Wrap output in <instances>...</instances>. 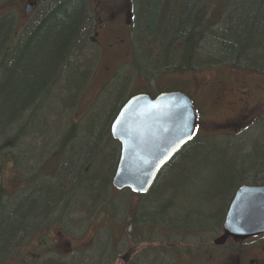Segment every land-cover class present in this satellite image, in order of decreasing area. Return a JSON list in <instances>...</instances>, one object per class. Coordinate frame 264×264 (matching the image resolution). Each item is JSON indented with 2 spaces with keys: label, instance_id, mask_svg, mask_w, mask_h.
Instances as JSON below:
<instances>
[{
  "label": "rangeland",
  "instance_id": "obj_1",
  "mask_svg": "<svg viewBox=\"0 0 264 264\" xmlns=\"http://www.w3.org/2000/svg\"><path fill=\"white\" fill-rule=\"evenodd\" d=\"M50 1L52 0H20L18 5H14L13 12L16 15L17 31L23 32L31 22L33 23V20L41 15L43 7L48 6ZM116 1L92 0V6H95L96 21L99 18L113 17V19L106 27L98 29L100 35L98 44L95 46L99 50L100 56L96 66L87 75L89 82L80 94L79 104L74 101L71 108L65 113L62 112L60 104L54 103L56 109L51 111L48 117L44 116L48 109L43 108L40 115L45 119V126H49L47 134L50 137L47 139V144L50 143L51 138L58 137V135L61 142L70 139L73 132L72 130L68 131L67 127L71 125L77 129L81 126L77 132L78 137H86L85 130L96 131V135L101 137V142L97 144V147L81 145L78 148L80 142H76L73 150L74 154L76 150L82 149L83 151L84 149L88 153V157L95 158V167L89 174L94 179L97 178L95 190L91 191L89 188L92 180L86 181L85 179V184L75 195L77 197L75 207L77 206L81 211L88 209L83 216L80 214H72L69 218L67 217L69 214L63 216L65 228L68 229L69 234L62 229L61 225L53 226L45 233H38L28 239L27 247L21 251V254H14L16 257L13 256L5 264H27L29 259L33 263L35 258L45 256L46 249L54 242L57 244L56 248H53L54 254H64L65 251L78 254L67 263L75 264L77 261H81V264H94L97 262L99 252L103 249L102 247L97 249L98 244L106 243L109 233L116 238H120L121 235L124 237L119 247V251L122 252L118 254L115 264H127L131 258L144 250H146L147 259L151 258L152 261L160 259L156 264H221V262L232 264L230 259L232 254L241 256L242 261L248 263L252 258V252H248L244 246H234L229 243L222 248L214 245V241L221 236L222 226L219 230L215 229L217 226L212 220L211 222L204 220L193 222L191 226L195 230L185 231V234L178 230L173 233L168 231L170 237L165 240L152 237L156 242L155 246H147L143 240H149L148 237L153 235L154 231L135 233L134 224L131 221L134 216L133 211L142 203L144 204L143 200L141 201L136 196L131 197L132 195L127 191L118 195V191L111 189L117 151L115 145L110 147L107 145L108 139H111L107 132L123 103L135 94L144 92L156 95L159 91L170 88H178L187 92L194 98L198 111L200 110L202 113V118L198 123V132L195 134L196 139L213 143L191 148L186 159L179 161L176 168L161 177L157 192L151 196L148 195L144 206L150 218L155 221H163L166 211L163 201L165 204L168 202L169 205L176 201L174 206L177 208L169 212L167 218L173 217L171 213L177 217L173 218L172 224L169 225H180L179 223L185 219V211H199L202 214L205 213L204 216H207V220L210 215L215 216V219L218 220L221 214L227 212V202L237 191L235 187L243 179L241 175L246 171L244 169L254 164L260 166L263 162L261 157L264 156V77L227 66L204 68L194 73H163L164 66L156 65L146 54L148 51L145 40L146 29L148 24L152 23L151 20L147 16L141 17V7L134 4L135 0H118L121 4L118 3L115 6ZM138 1L141 2V0H136V2ZM30 2H36V7L38 5V9L39 7L40 9L35 13V7L31 15L27 16L25 9ZM112 2V8L102 9L105 5L111 6ZM94 23L92 20L90 31L86 27L91 36L92 30L94 31ZM7 26L10 33V23H3V27ZM83 47L84 45L80 43L77 51L78 54H82L81 62L84 59L95 57L94 53L84 50ZM202 61L201 64H207L205 60ZM72 78L70 86L72 84L73 86L79 85V87L83 85V80L76 79L75 75ZM216 86L223 88L226 92H235L234 88L236 87L249 91L252 111L236 123L220 125L225 119L233 116L241 106L239 104L229 109L227 102L224 101L220 105H211L208 110L205 109L202 98L204 95L198 93L206 94L208 89ZM204 111L206 112L204 113ZM81 120L83 121L81 122ZM35 135L37 134L35 133ZM28 141L29 139L24 143ZM103 148L107 150L104 154L107 159L106 163L100 164L98 160L100 161V150ZM42 156L43 159L48 160L49 164L47 163L45 168L49 174L58 161L63 160L64 162L67 159L65 149L64 154L61 150H49ZM43 161L45 162V160ZM35 164L37 163L33 161L32 166L29 167L30 172H34V175L37 173V170H33L36 167ZM79 168L75 172H78ZM25 174L27 175L28 172L23 175L25 176ZM100 176L103 178L101 179ZM109 176L112 178L110 186L106 188L102 180L107 182ZM251 177L246 178L245 181L255 180ZM54 179L57 180V177L52 179L42 177L36 183H32L29 190L34 191L33 189L39 183L56 184ZM257 180L264 181V175H259ZM25 187L14 158L7 155L0 167V193L15 194L24 190ZM212 191L217 196L212 201V205L195 202L198 199L204 200L208 194H212ZM102 195L103 197L98 203L91 204V201H96L95 199ZM106 208L117 210L121 218L129 215L121 233H119L118 219L114 221L108 214L106 215L104 212ZM128 208L129 211L126 214L125 209ZM189 218L191 221H195L189 216L186 219ZM182 225L184 226V224ZM204 227H211L216 232L210 228L208 231H202ZM197 229L201 230L196 231ZM141 239L143 240L141 241ZM94 242L98 243H95L96 245L91 248ZM241 250L244 252L242 253ZM171 254H175L176 257L170 256L169 258Z\"/></svg>",
  "mask_w": 264,
  "mask_h": 264
},
{
  "label": "trees",
  "instance_id": "obj_2",
  "mask_svg": "<svg viewBox=\"0 0 264 264\" xmlns=\"http://www.w3.org/2000/svg\"><path fill=\"white\" fill-rule=\"evenodd\" d=\"M19 1L8 0L6 6L13 8L14 5L19 4ZM134 2L141 7V17L147 16L152 22L148 24L146 29L145 40L148 48L146 54L156 65L165 67L163 73H194L204 68L234 66L237 70L264 77V0H141V2L135 0ZM75 4H77V0H60L54 6L45 8L41 13L44 14L41 15L42 19H37V17L33 20V23L31 22L22 33L23 40L17 43L15 47L12 46L10 51L8 39L11 33H9L8 26L3 27V23L9 22L10 32L12 29L16 31L17 20L12 13L13 10L5 15L3 8L6 6L0 8V17H4L0 22V145H2L0 151L3 150L8 153L13 144L17 142L18 137L25 133L27 126L31 127L27 129L30 131H37L41 128L42 131L48 132L49 126H45V119L40 117L43 108L55 107L54 103L60 104V108L63 110L68 111V108H71L79 85L73 86L72 84L70 86V79H73L74 75L77 79L79 75L73 70L77 69L76 67L68 66L67 58L73 54L77 55L75 52L86 25L82 13L68 11ZM202 60H205L207 64H201ZM173 91L187 94L182 89L170 88L159 91L156 95ZM51 111L49 109V112ZM33 114L35 117L29 123L30 116ZM111 125L107 134L112 140L109 138L107 145L109 147L115 145L117 151L113 176L120 157V145L111 135ZM80 127L77 129L73 125L70 126L73 134H77ZM84 134L89 137V140L87 139L88 146L97 147V144L101 142V137L96 135V131L85 130ZM210 142L213 143L212 141L194 138L163 170L149 194L136 196L129 191L127 193H130L131 197L136 196L141 201L143 200L145 204L148 195L151 196L157 192L161 177L169 173L171 169L176 168L179 161L186 159L191 148H197L203 144L208 145ZM3 144L8 146L7 150ZM80 147L81 145L78 148ZM100 151V161L98 160V162L104 164L107 159L104 154L107 150L103 148ZM87 154L84 149L83 151L82 149L76 150L74 156H78L79 160L74 164H69V168L66 169L67 171L70 169L68 172L66 171L65 179L67 180H64L63 183L48 184V190L38 194L36 188L34 191H26L20 199L16 200L18 202L15 201L12 205H7V208H0V261L10 259L15 254L12 252L15 247L23 246L24 243L29 242L28 239L38 233L47 232L53 226L61 225L62 229L68 233L63 220L64 215L69 214L68 218L72 214L85 215L84 213L88 208L81 211L77 206L75 207V199L77 198L75 195L85 184V179L86 181L92 180L89 184L91 191L95 190L97 180V178L94 179L89 175L92 168L95 167V158L88 157ZM261 159L263 162L260 166L254 164L244 169L246 171L241 175L243 179L236 184V189L239 185L264 184V181L257 180L259 175H264V156ZM78 167H80L79 171L75 172ZM112 176H109L107 182L102 180L106 188L110 186ZM46 177L53 178L55 175ZM249 177L255 180L251 182L246 180V182L245 179ZM100 178L102 179L103 176ZM32 181L33 179L30 181L22 179V182L27 186L32 185ZM123 192L118 191V195L123 194ZM1 193L3 194V192ZM3 195L9 199L16 198L15 194ZM102 197L103 195L95 199L96 201H91V204L95 205ZM215 198L217 196L212 191V194H208L204 200L198 199L195 202L212 205ZM232 198L227 202V209ZM163 203L166 210L163 221H155V219L150 218L143 203L133 211L134 216L131 221H133L135 233L154 231V234L148 237L149 240L141 239L149 247L156 244L152 237L162 240L169 238L170 233L168 231L173 233L178 230L185 234V231L195 230L191 224L196 221L211 222L212 220L217 226L215 229L219 230L226 214V212L221 214L218 220L215 219V216L210 215L207 220V216H204L205 213L185 211V219L179 223L180 225H169L172 224L173 218L177 217L171 213L173 217L167 218V214L177 208L174 206L176 201L172 205H169L168 202L165 204L164 201ZM128 211L129 208L125 209L126 214ZM104 212L114 221L118 219L119 233H121L129 215L123 219L115 209L106 208ZM160 216L163 215L160 214ZM188 216L194 218L195 221H191L190 218L186 219ZM204 228L202 231H208V228L212 230L211 227ZM215 229L212 231L216 232ZM199 230L201 229L196 231ZM123 238L122 235L120 238H116L109 233L107 242L98 244L97 249L99 247L103 249L99 252L97 262L94 264H115L118 260V254L122 252L119 251V247ZM95 243L91 245V248L98 242ZM203 244L206 243L203 242ZM55 246H57L56 242L48 246L45 256L35 258L33 263L70 264L67 262L78 255L70 251H65L64 254H54L53 248H56ZM145 251L131 258L127 264H156L157 260H160L159 258L154 261L151 258L147 259ZM170 256L176 257L175 254L169 255V258ZM75 264H81V261H77Z\"/></svg>",
  "mask_w": 264,
  "mask_h": 264
},
{
  "label": "water",
  "instance_id": "obj_3",
  "mask_svg": "<svg viewBox=\"0 0 264 264\" xmlns=\"http://www.w3.org/2000/svg\"><path fill=\"white\" fill-rule=\"evenodd\" d=\"M33 5L28 6L27 15ZM196 114L191 99L181 92L156 97L138 94L120 109L110 132L120 145L112 186L119 192L147 195L160 174L193 139ZM264 235V184L243 185L228 208L223 232L214 241H246Z\"/></svg>",
  "mask_w": 264,
  "mask_h": 264
},
{
  "label": "bare ground",
  "instance_id": "obj_4",
  "mask_svg": "<svg viewBox=\"0 0 264 264\" xmlns=\"http://www.w3.org/2000/svg\"><path fill=\"white\" fill-rule=\"evenodd\" d=\"M60 0H52L50 1V4L46 7H43V10L45 8L48 7H52L54 6V4L56 2H59ZM8 0H0V8L2 9L3 6L7 5ZM120 2V1H119ZM32 4L33 8L32 11L30 12L29 15H27V10H28V6ZM100 4H102L100 2ZM121 4V3H119ZM134 4L136 5V3L134 2ZM103 5V4H102ZM108 5H105L104 7H107ZM36 7V2H30L26 9H25V15L30 16L31 13L34 11ZM109 7V6H108ZM5 8V9H4ZM3 8V12L5 13V15L8 12H11L12 10L14 11V8L11 7H4ZM38 8V6H37ZM35 9V11H39V9ZM12 11V13L14 14V12ZM68 11L71 12H80L83 15V19H84V23H86L85 25V29L83 30L80 40H79V44H78V49H76V52L74 50V52L77 55H70L69 58H67V61L69 65H72L74 67H76L77 69H73L75 72H77L76 74H78V80H83V85L82 86H78L77 89V93L74 96V101L77 100L78 104L80 102V94L82 93L83 89L85 88L86 84L89 82V76H87L89 74V72H91V69L96 66V62L98 61V58L100 56L99 50L96 48L95 45L98 44V37L100 35L98 29H101V23H100V19L98 21H96L95 19V6H92V0H77V4L73 5L72 7H70L68 9ZM56 13V12H54ZM44 15V14H41ZM41 15L38 16L37 19H42ZM14 16H16L14 14ZM4 19V17H0V22ZM113 19V18H112ZM111 19V20H112ZM94 20V31L92 30L93 34L92 36L90 35V33H88L87 28H89V31L91 30V21ZM43 22H45L43 20ZM17 24V23H16ZM30 29V28H29ZM28 29V30H29ZM17 31V30H16ZM13 29L11 30V34L9 36L8 42H9V51L11 50L10 48L15 47L17 45V43H20L23 40V32H16ZM28 32V31H27ZM26 32V33H27ZM26 35V34H25ZM24 35V36H25ZM91 36V37H90ZM11 42V43H10ZM80 43L84 45V50L92 52L95 54V57L91 59H84L82 62L80 61L81 59V55L82 54H78V50L80 47ZM227 67H232V66H227ZM165 68V67H164ZM232 68L235 69V67L233 66ZM165 70V69H164ZM164 72V71H163ZM138 94V93H137ZM136 95V94H135ZM50 110L56 109L55 107H49ZM49 109L47 110V112L45 113V117L49 116L51 112H49ZM63 109V108H62ZM69 110V108H68ZM62 112H67V110H62ZM61 112V115H62ZM41 114V113H40ZM35 115L33 114L32 116H30L29 119V123L34 119ZM43 121V120H42ZM45 123V122H44ZM30 126H27L25 129V133L20 135L17 139V142H15L13 144V146L11 147L10 151H8V153H5V151L1 150L0 151V166L1 163L4 161L5 157L8 155V157H13L14 161L18 167V172L19 174L22 176V179L24 180H32V183H36L39 179H41L42 177H46V176H53L55 175V177H57V180L55 182L58 184H61L64 182V180L66 178V169L69 168V164H74L77 160H78V156H74L73 154V150L75 149V144L76 142H80V145H86L88 146V142L87 139L89 140V137H85V136H80L78 137V134H71L72 136L70 137V139L61 142L60 140V136L58 135V137H53L51 138L49 141L50 143L47 144V139L50 137L45 131H42L41 128L38 129L37 131H30L27 129H30ZM68 131L72 130L69 127H67ZM35 133L37 135H35ZM74 133V132H73ZM39 134V135H38ZM29 141L27 143H24V141L28 140ZM103 140V139H102ZM24 143V144H23ZM85 143V144H83ZM23 145V146H22ZM0 147H2V145H0ZM3 147L5 148V150H7L8 146L6 144H3ZM64 149L65 152L67 154V159L66 161L63 162L62 161H58L57 164L54 166V168L52 169V172L49 174L46 172V165L48 163L47 159H43L42 154L49 151V150H56V151H62L64 154ZM12 158V159H13ZM45 160V162L43 161ZM33 161H35L36 167L33 168L34 171L37 170V173L34 175V172H30V166H32ZM44 162V163H43ZM49 164V163H48ZM70 169H68L69 171ZM24 171V172H23ZM67 171V172H68ZM28 172V174L25 176L23 175L24 173ZM30 172V173H29ZM52 179V178H51ZM113 179V178H112ZM24 184V183H23ZM26 185V184H25ZM52 185H56V184H52ZM112 185V182H111ZM31 185L27 186L24 188V190H22L21 192L15 193L16 198L14 199H9L6 196H3L2 193H0V208H7V205H12L13 203H15L16 200L20 199L23 194L29 190ZM45 187V188H43ZM113 190H116L115 188H113ZM35 190V188L33 189ZM44 190H48V185L47 184H43V183H39L36 187V192L37 194L40 193L41 191ZM30 191V190H29ZM28 191V192H29ZM32 191V190H31ZM117 191V190H116ZM18 202V201H16ZM64 220V219H63ZM28 242L24 243L23 246L20 247H15L14 250L12 251L13 253H15V255H17L18 253L21 254V251H23L26 247H27ZM14 256V254L10 257V259H5L3 261H0V264H5L7 263L9 260H11V258ZM16 257V256H14ZM31 259H29L27 262L28 263H32L30 261ZM26 263V262H25ZM27 263V264H28ZM32 264H36V263H32Z\"/></svg>",
  "mask_w": 264,
  "mask_h": 264
},
{
  "label": "flooded vegetation",
  "instance_id": "obj_5",
  "mask_svg": "<svg viewBox=\"0 0 264 264\" xmlns=\"http://www.w3.org/2000/svg\"><path fill=\"white\" fill-rule=\"evenodd\" d=\"M118 3H119V1L117 0L114 3V5L116 6ZM112 7H113V2L111 3V6H109V7L103 6L102 9L108 10ZM112 18L113 17L108 18V19H100L101 29L106 27L110 23ZM234 89H235V92H226L223 88L216 86L215 88L213 87L211 89H208L207 90L208 92H206V94H204V92L198 93L199 95H201V93L204 95L202 97L203 101H204L203 104H204V108L207 110L210 108L211 105H220L221 102L223 103L224 101L227 102L229 109L233 108L234 106H238L240 104V106H241L240 109L235 114H233V116L225 119L222 122L223 124H220V125H224V124L230 125L231 123H236L237 121L243 119L246 115H248L252 111V109L250 107V102H249L250 92L247 91L246 89L241 88V87H236ZM189 97L193 103V107H194L196 118H197L196 127H195V131H194V135H193V139H194V137H196L195 136L196 132H198V123H199V120H201V118H202V113L200 110L198 111V109L196 107L197 103L194 100V98H192L191 96H189ZM205 112L206 111H204V113ZM233 197H234V195H233ZM226 214H227V212H226ZM224 221H225V218H224ZM224 221H223V224L221 227V234L223 232ZM229 243H232V245H234V246H244L248 250V252H250V253L252 252V258L248 261V263L246 261H242L241 256L232 254V256L230 258L232 264H243V263L244 264H264V235H261V236L255 237V238H251V239L246 240V241L235 242L233 240H229V241H227V243L224 246H222V248L226 247L227 244H229ZM241 252L243 253L244 251L241 250ZM221 264H225V263L221 262Z\"/></svg>",
  "mask_w": 264,
  "mask_h": 264
}]
</instances>
